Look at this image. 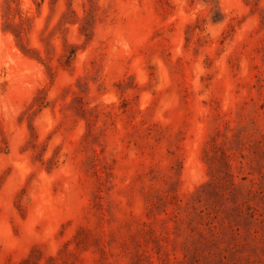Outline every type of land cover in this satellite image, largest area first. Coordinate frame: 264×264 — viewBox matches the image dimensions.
I'll return each instance as SVG.
<instances>
[{"label": "rangeland", "instance_id": "obj_1", "mask_svg": "<svg viewBox=\"0 0 264 264\" xmlns=\"http://www.w3.org/2000/svg\"><path fill=\"white\" fill-rule=\"evenodd\" d=\"M0 264H264V0H0Z\"/></svg>", "mask_w": 264, "mask_h": 264}]
</instances>
